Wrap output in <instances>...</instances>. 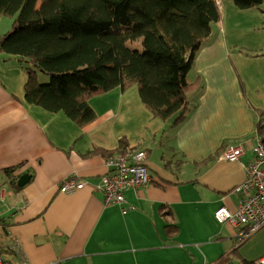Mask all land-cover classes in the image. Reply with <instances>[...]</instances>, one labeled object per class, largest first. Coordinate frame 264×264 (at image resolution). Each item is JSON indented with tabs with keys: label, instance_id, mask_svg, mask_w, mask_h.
<instances>
[{
	"label": "crops",
	"instance_id": "1",
	"mask_svg": "<svg viewBox=\"0 0 264 264\" xmlns=\"http://www.w3.org/2000/svg\"><path fill=\"white\" fill-rule=\"evenodd\" d=\"M238 8L222 0V17L188 73L198 82L188 93L192 109L177 126L155 116L136 85L91 97L97 117L81 126L28 102L22 61L0 52V252L9 264H243L264 254V228L240 243L241 227L215 218L221 206L236 209L234 188L254 158L256 121L264 117V31L257 28L264 9ZM11 29L0 28V36ZM121 140L147 151L152 177L126 191L125 206L133 207L126 213L106 205L101 188L105 158ZM228 143L244 147L242 164L220 159ZM18 165L32 176L22 187L6 170ZM70 176L85 187L61 192Z\"/></svg>",
	"mask_w": 264,
	"mask_h": 264
},
{
	"label": "trees",
	"instance_id": "2",
	"mask_svg": "<svg viewBox=\"0 0 264 264\" xmlns=\"http://www.w3.org/2000/svg\"><path fill=\"white\" fill-rule=\"evenodd\" d=\"M233 1L242 9L264 3ZM1 16L14 21L0 36V52L22 59L28 102L85 126L97 117L91 97L136 85L144 105L177 126L192 109L188 93L198 87L188 73L222 12L217 0H0ZM256 133L264 139L261 115ZM127 150L121 140L117 151ZM21 169H6L17 187Z\"/></svg>",
	"mask_w": 264,
	"mask_h": 264
},
{
	"label": "built area",
	"instance_id": "3",
	"mask_svg": "<svg viewBox=\"0 0 264 264\" xmlns=\"http://www.w3.org/2000/svg\"><path fill=\"white\" fill-rule=\"evenodd\" d=\"M222 4V0H217ZM254 158L245 165V179L239 183L234 191L239 194L235 210L221 206L215 211V218L220 222H230L240 226L238 236L240 243L252 238L264 228V139L256 137L253 147ZM244 147L241 144L229 145L220 155L224 161H238L242 164ZM147 151L141 148L117 152L105 158L106 172L103 175L101 188L106 205H119L123 213L126 207V191L146 186L152 182L146 164ZM17 178V177H15ZM85 187V181L68 177L60 186L61 192L72 193ZM4 201V191L0 181V203ZM8 248L24 258L22 248L16 240H10ZM0 264H9L0 252ZM50 264H56L52 262ZM256 264H264V254L256 259Z\"/></svg>",
	"mask_w": 264,
	"mask_h": 264
},
{
	"label": "rangeland",
	"instance_id": "4",
	"mask_svg": "<svg viewBox=\"0 0 264 264\" xmlns=\"http://www.w3.org/2000/svg\"><path fill=\"white\" fill-rule=\"evenodd\" d=\"M231 1H233V0H231ZM238 9H239V8H238ZM240 9H242V8H240ZM262 9H264V3L262 4ZM258 11L261 13L262 10L259 9ZM245 19H246L247 22H249L250 24H256L255 21H254V19H253L251 16L245 17ZM13 21H14V19H13L12 17H9V16H1V17H0V28L7 27V25L12 26ZM215 23H217V22H215ZM215 23L212 24V27L215 25ZM259 24H260V23H259ZM257 28H259V30H261V31H264V26H263V25H257ZM43 80H44V82H47V81H48V76L45 75V76L43 77ZM190 250H191V249H190ZM193 251H194V250H192V252H193ZM194 253H196V252H194ZM196 256L198 257L197 254H196ZM198 258H199V257H198Z\"/></svg>",
	"mask_w": 264,
	"mask_h": 264
},
{
	"label": "water",
	"instance_id": "5",
	"mask_svg": "<svg viewBox=\"0 0 264 264\" xmlns=\"http://www.w3.org/2000/svg\"><path fill=\"white\" fill-rule=\"evenodd\" d=\"M19 61H22V59H19ZM181 112H182V110H179V111H177L175 114H173L172 117L169 119V122H170L171 124L176 123V121L178 120V117H179V115L181 114ZM31 177H32V176H31L29 173H24V174H22V175L19 177V179H17V185H18L19 187L24 186L26 183H28V182L30 181Z\"/></svg>",
	"mask_w": 264,
	"mask_h": 264
}]
</instances>
